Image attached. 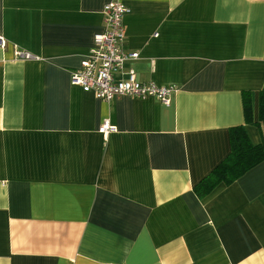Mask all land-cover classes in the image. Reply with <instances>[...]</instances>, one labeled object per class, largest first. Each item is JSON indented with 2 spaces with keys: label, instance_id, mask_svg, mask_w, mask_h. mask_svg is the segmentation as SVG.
<instances>
[{
  "label": "crops",
  "instance_id": "1",
  "mask_svg": "<svg viewBox=\"0 0 264 264\" xmlns=\"http://www.w3.org/2000/svg\"><path fill=\"white\" fill-rule=\"evenodd\" d=\"M110 2L168 105L70 84ZM0 37V264H264V162L193 191L232 128L264 143V0H0Z\"/></svg>",
  "mask_w": 264,
  "mask_h": 264
},
{
  "label": "built area",
  "instance_id": "2",
  "mask_svg": "<svg viewBox=\"0 0 264 264\" xmlns=\"http://www.w3.org/2000/svg\"><path fill=\"white\" fill-rule=\"evenodd\" d=\"M127 8L119 2H110L103 6V30L93 36L92 46L80 67L70 73V84L79 87L85 93H92L97 99L109 102L118 97H130L139 100L153 98L164 105L169 104V87L153 83L143 84L136 79L135 72L126 68L128 61L138 58V53H128L123 49V16ZM5 40L0 37V48ZM15 58L29 60L32 56L16 50ZM113 129L106 124L99 128L101 134Z\"/></svg>",
  "mask_w": 264,
  "mask_h": 264
},
{
  "label": "trees",
  "instance_id": "3",
  "mask_svg": "<svg viewBox=\"0 0 264 264\" xmlns=\"http://www.w3.org/2000/svg\"><path fill=\"white\" fill-rule=\"evenodd\" d=\"M250 99L249 94L243 96L244 123L264 131V88L258 94L256 121L252 117ZM229 138L230 152L228 156L193 188L198 199L206 197L218 184L229 185L264 162V143L257 146L251 145L243 126L232 128Z\"/></svg>",
  "mask_w": 264,
  "mask_h": 264
}]
</instances>
